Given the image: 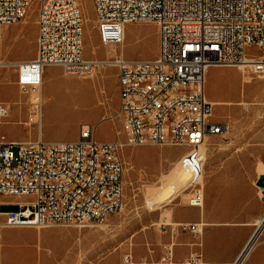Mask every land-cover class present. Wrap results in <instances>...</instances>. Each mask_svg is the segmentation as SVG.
Instances as JSON below:
<instances>
[{
	"label": "built area",
	"instance_id": "2783aa9c",
	"mask_svg": "<svg viewBox=\"0 0 264 264\" xmlns=\"http://www.w3.org/2000/svg\"><path fill=\"white\" fill-rule=\"evenodd\" d=\"M33 1L0 0V39L4 28L26 17ZM91 2L100 44L118 49L115 58L103 65L117 69L119 104L114 119L119 121L124 140L98 142L95 127L90 125L80 126L78 139L71 142L45 143L41 137L10 142L0 137V207L4 197L17 200L15 211L0 212V232L55 225L84 228L120 213L124 207L123 148H183L177 160L187 177L182 193H188V206L202 208L205 157L201 147L226 131L206 98V73L225 66L264 74V0ZM134 23L157 26L158 53L153 60L124 59L125 28ZM36 27L34 58L10 65L19 90L29 94L31 115L41 111L44 69L56 67L65 76L85 79L102 68L83 57L78 0H40ZM100 28H108V35L99 36ZM6 114L0 108V115ZM254 185L264 205V178L259 175ZM174 199H168V204ZM260 226L262 232L264 217ZM177 228L200 233L199 225ZM260 234L254 241L253 236L245 252ZM173 247L172 242L162 246L166 264H176ZM121 264H135L133 256L124 255ZM140 264L159 263L143 258ZM183 264L202 263L194 254Z\"/></svg>",
	"mask_w": 264,
	"mask_h": 264
},
{
	"label": "rangeland",
	"instance_id": "374dc122",
	"mask_svg": "<svg viewBox=\"0 0 264 264\" xmlns=\"http://www.w3.org/2000/svg\"><path fill=\"white\" fill-rule=\"evenodd\" d=\"M39 2L34 0L26 17L10 26L0 39V62L7 64L0 67L1 108L7 110L6 115L0 116V137L10 142L35 141L39 137L45 143L71 142L80 126L90 125L95 127L98 142H123L119 121L114 119L118 107L117 85H112L111 78L117 71L114 67H105L103 85H77L76 81L42 85L40 125L28 124L29 94L19 90L16 73L10 65L15 64L13 60L28 61L35 56ZM78 5L83 16L84 59L113 60L115 55L108 56L109 48L100 44L91 0H78ZM123 47L126 60H153L158 53L157 26L153 23L127 25ZM242 72H245L244 78ZM56 75L53 70L52 77ZM206 77V98L222 103V107L214 106L213 114L225 125L226 131L201 147L205 157L204 205L226 211L232 220H239L250 209L251 193L256 190L254 183L260 175L257 168L260 164L264 166V74L252 75L236 67L219 66L208 69ZM183 152V148L167 146L123 148L124 207L108 218L113 219L110 227H106L107 219L84 228L55 225L40 229H3L0 264H43V261L45 264H95L113 251L98 250V244L112 242L119 246L134 242L148 218H153L151 229H157L159 211L176 202L187 205V192L168 204L167 200L173 199L176 193L166 191V185L149 189L157 185L160 176L169 177L170 181L182 173L177 160ZM186 181L184 177L176 188L183 187ZM163 193L165 196L154 203V197ZM146 202L155 205V209L150 211ZM15 210L8 205L0 207L2 213Z\"/></svg>",
	"mask_w": 264,
	"mask_h": 264
},
{
	"label": "crops",
	"instance_id": "0c3cea01",
	"mask_svg": "<svg viewBox=\"0 0 264 264\" xmlns=\"http://www.w3.org/2000/svg\"><path fill=\"white\" fill-rule=\"evenodd\" d=\"M8 30L9 27L4 28L2 34ZM25 61L26 59H16L11 62ZM53 70L57 73L55 77H52ZM104 70L105 67L99 68L93 77L79 79L69 76L63 77L59 68L49 67L43 71L42 85H62L60 81H76L77 85H103ZM111 78L112 85H118L117 71L111 75ZM116 98L119 104L118 91ZM77 139L78 135L73 141ZM16 202V199L4 197L1 200V207L3 205L15 207ZM154 209L153 207L149 210L153 211ZM263 217L264 205L260 202L257 191L254 189L251 193L250 209L241 215L239 220H232L226 211L211 209L204 204L202 208H197L180 202L172 203L168 208L159 211V227L155 230L151 229L153 218H148L142 232L135 238L134 242L131 241L129 244L119 246L112 242L98 244V250L113 251L99 259L95 264H121L122 257L126 254L133 256L135 264H140L143 258L148 262L156 263L164 256L162 246L169 242L174 244L173 261L176 264H183L194 254L200 256L202 264H236L239 260L240 264H264V229L256 243L245 252ZM111 222L113 219H108L106 227H110ZM179 225H199L200 233L181 232L177 228ZM43 262V264L46 263V261Z\"/></svg>",
	"mask_w": 264,
	"mask_h": 264
},
{
	"label": "bare ground",
	"instance_id": "6f19581e",
	"mask_svg": "<svg viewBox=\"0 0 264 264\" xmlns=\"http://www.w3.org/2000/svg\"><path fill=\"white\" fill-rule=\"evenodd\" d=\"M106 35H108V28H100L99 29V36H106ZM107 48H109V51L107 52V55L109 56V55H114L115 54V52H116V50H115V47L114 46H109V47H107ZM105 62H108V58H107V60H105ZM4 66H7V64H5L4 62H0V67H4ZM96 67H111V64H104L103 65V61H101V62H96ZM239 70L240 71H243L244 69L243 68H239ZM243 73V78L245 77V72H242ZM206 81H207V77H206ZM206 81H205V85H206ZM64 86H75V85H64ZM211 104H212V106L214 107V106H220V107H222L223 105H222V103L221 102H219V103H215V102H212L211 101ZM3 104H2V102H1V100H0V108H1V106H2ZM1 116V115H0ZM40 122H41V114H37V115H31L30 116V122H28V124L29 123H38L39 125H40ZM2 123V121H1V119H0V124ZM204 169V168H203ZM182 172V171H181ZM257 172H258V174H263L262 176H261V178H264V166L263 165H259L258 166V168H257ZM184 177H186V175L182 172L177 178H175V179H170V181H169V177L168 178H166V179H164L162 176H160L159 177V179H158V182H157V185L156 186H154V187H152V188H149V189H152V190H154V189H159V187L161 186V185H166L167 186V189H166V191H172V189H173V193H176V196L175 197H177L178 195H181L182 194V190H183V188H184V185H183V187L181 186L179 189H177L176 187L181 183V180L184 178ZM168 181V182H167ZM186 184V183H185ZM163 196H165V193H163V194H160V195H158V196H156V197H154V203H157V202H159V200H161V197H163ZM174 197V198H175ZM173 198V199H174ZM153 202V201H152ZM153 204H149V203H146V207L148 208V209H153ZM167 215V214H166ZM258 231H257V233H256V235L254 236V238H253V241L258 237V234H260V232H261V229H262V227L263 226H260V223H259V225H258ZM251 246V245H250ZM249 246V247H250ZM157 263H159V264H166V256L164 255V256H162L158 261H157Z\"/></svg>",
	"mask_w": 264,
	"mask_h": 264
}]
</instances>
